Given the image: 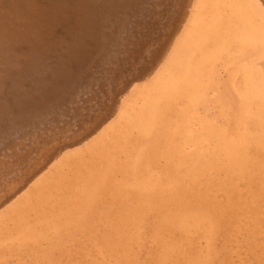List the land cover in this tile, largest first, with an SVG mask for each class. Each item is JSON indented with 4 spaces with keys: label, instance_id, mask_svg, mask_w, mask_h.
Here are the masks:
<instances>
[{
    "label": "bare ground",
    "instance_id": "1",
    "mask_svg": "<svg viewBox=\"0 0 264 264\" xmlns=\"http://www.w3.org/2000/svg\"><path fill=\"white\" fill-rule=\"evenodd\" d=\"M129 1L0 0V264H264V0H182L83 125Z\"/></svg>",
    "mask_w": 264,
    "mask_h": 264
},
{
    "label": "rangeland",
    "instance_id": "2",
    "mask_svg": "<svg viewBox=\"0 0 264 264\" xmlns=\"http://www.w3.org/2000/svg\"><path fill=\"white\" fill-rule=\"evenodd\" d=\"M181 1L182 0H137L134 6L132 4V1H129L127 2L126 6L123 7L122 10H126V12H124L122 16L120 14L121 20L118 22L117 26L114 29L117 33L116 38L118 44L114 45L112 41L111 43L109 42L110 44L108 46L105 45L104 47L100 48L99 51H96V48L91 51L93 55L91 54L89 68L86 72L87 80H89V83L86 84L85 88H79L77 90L78 92L76 91L74 94L77 96L79 95V92H81V98H84L86 99V101H90L91 103H93V106L91 105L92 107L90 108V110H84L85 122L83 125L87 124L88 119L90 117H93L92 115L96 114V112L98 111V108L101 106L99 105V100H104L107 98L110 91V89L108 90V88L115 85H117L116 87H118L121 83L120 81L130 78L132 74L141 71L152 62L155 55L158 54L163 47L165 39H168L171 28L176 25L177 18L180 16V12L184 8L182 6H184L185 0L183 1V3ZM158 19H160L161 21ZM58 33L66 39H70L71 41V36L64 34L63 29H61L60 27L58 28ZM59 50L60 48L52 51V60H57V56L60 55ZM105 69L106 71H112V69H116L115 71L121 73V76L116 79L114 83H111V80L114 78H105L104 76L100 77L101 79L96 78V75H98L97 73L100 70L105 71ZM106 80L109 81L106 82ZM104 82H106L107 85H104ZM109 83L111 86L109 85ZM72 102L73 103L71 104L76 106L77 103H75L74 100H72ZM79 126H81L80 122L72 127L76 128ZM71 137V133H69L62 138Z\"/></svg>",
    "mask_w": 264,
    "mask_h": 264
}]
</instances>
